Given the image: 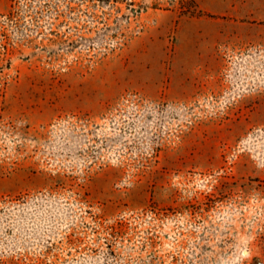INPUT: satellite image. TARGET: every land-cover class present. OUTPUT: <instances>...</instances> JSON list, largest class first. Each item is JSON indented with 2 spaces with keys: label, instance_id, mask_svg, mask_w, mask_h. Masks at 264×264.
Listing matches in <instances>:
<instances>
[{
  "label": "rangeland",
  "instance_id": "1",
  "mask_svg": "<svg viewBox=\"0 0 264 264\" xmlns=\"http://www.w3.org/2000/svg\"><path fill=\"white\" fill-rule=\"evenodd\" d=\"M264 0H0V264H256Z\"/></svg>",
  "mask_w": 264,
  "mask_h": 264
},
{
  "label": "built area",
  "instance_id": "2",
  "mask_svg": "<svg viewBox=\"0 0 264 264\" xmlns=\"http://www.w3.org/2000/svg\"><path fill=\"white\" fill-rule=\"evenodd\" d=\"M260 254L256 257V264H264V239L260 248Z\"/></svg>",
  "mask_w": 264,
  "mask_h": 264
}]
</instances>
